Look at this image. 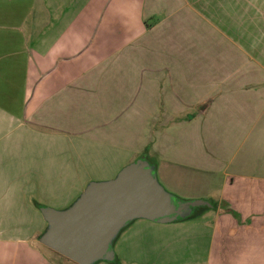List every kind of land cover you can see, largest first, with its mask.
Listing matches in <instances>:
<instances>
[{
	"label": "crops",
	"instance_id": "crops-1",
	"mask_svg": "<svg viewBox=\"0 0 264 264\" xmlns=\"http://www.w3.org/2000/svg\"><path fill=\"white\" fill-rule=\"evenodd\" d=\"M259 21L264 0H0V264H78L40 242L37 202L66 208L141 157L209 204L134 220L96 264H264V74L193 53Z\"/></svg>",
	"mask_w": 264,
	"mask_h": 264
},
{
	"label": "water",
	"instance_id": "water-1",
	"mask_svg": "<svg viewBox=\"0 0 264 264\" xmlns=\"http://www.w3.org/2000/svg\"><path fill=\"white\" fill-rule=\"evenodd\" d=\"M207 200H182L159 180L156 166L141 157L125 165L114 178L92 180L63 209L40 208L47 227L42 244L78 264L113 261L115 240L137 219L162 223L193 214Z\"/></svg>",
	"mask_w": 264,
	"mask_h": 264
},
{
	"label": "rangeland",
	"instance_id": "rangeland-1",
	"mask_svg": "<svg viewBox=\"0 0 264 264\" xmlns=\"http://www.w3.org/2000/svg\"><path fill=\"white\" fill-rule=\"evenodd\" d=\"M260 23L259 21L257 37H255V30L249 28L242 29V36L245 39L243 38L244 43L240 46L224 43V32L226 33L230 30H224L222 28L214 29L211 27L210 39L207 42L197 44L196 39H194L193 53L201 52L207 56L208 60L203 61V68L208 65L210 68L216 70L225 69L232 71L241 68L243 72H252L251 74L260 73L262 75L264 74V27H260ZM195 35H197L196 31ZM251 35L255 37L254 39L252 37V40L250 39ZM258 83H264V81H259ZM200 208L201 206H195L193 210Z\"/></svg>",
	"mask_w": 264,
	"mask_h": 264
},
{
	"label": "trees",
	"instance_id": "trees-1",
	"mask_svg": "<svg viewBox=\"0 0 264 264\" xmlns=\"http://www.w3.org/2000/svg\"><path fill=\"white\" fill-rule=\"evenodd\" d=\"M37 206H38V207H42L41 204H39L38 202H37Z\"/></svg>",
	"mask_w": 264,
	"mask_h": 264
}]
</instances>
